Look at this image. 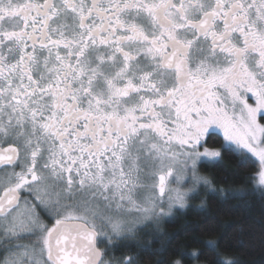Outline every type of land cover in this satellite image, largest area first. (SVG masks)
Masks as SVG:
<instances>
[{"label":"snow or ice","instance_id":"obj_1","mask_svg":"<svg viewBox=\"0 0 264 264\" xmlns=\"http://www.w3.org/2000/svg\"><path fill=\"white\" fill-rule=\"evenodd\" d=\"M202 188L264 196V0H0V264H139Z\"/></svg>","mask_w":264,"mask_h":264},{"label":"trees","instance_id":"obj_2","mask_svg":"<svg viewBox=\"0 0 264 264\" xmlns=\"http://www.w3.org/2000/svg\"><path fill=\"white\" fill-rule=\"evenodd\" d=\"M221 143V134L208 138V145L214 149L221 150ZM223 165H207L201 172L214 178L213 187L217 189L244 188L243 177L251 167L237 172L236 159L229 153H223ZM206 241L219 242V253L237 257L244 264H264V196L253 193L243 199L222 202L218 194L201 189L189 200L188 208L177 209L172 218H166L162 230L146 229L131 242L144 248L130 246L117 250L116 255L121 251L139 254V264H159L167 259H179L181 264H213L216 257L203 250ZM225 245L232 247L226 249ZM161 247L167 248V257L155 251ZM177 249L183 254H177Z\"/></svg>","mask_w":264,"mask_h":264},{"label":"rangeland","instance_id":"obj_3","mask_svg":"<svg viewBox=\"0 0 264 264\" xmlns=\"http://www.w3.org/2000/svg\"><path fill=\"white\" fill-rule=\"evenodd\" d=\"M222 135V134H221ZM203 189V188H202ZM201 192V189H200V191H199V193ZM197 196V195H196ZM194 198V197H193ZM166 220V218L165 219H163V220H161V222L159 223V225L158 226H152V227H150V228H148L150 231L152 230V231H155V232H157L158 230L160 231V230H162V226H163V223H164V221Z\"/></svg>","mask_w":264,"mask_h":264},{"label":"flooded vegetation","instance_id":"obj_4","mask_svg":"<svg viewBox=\"0 0 264 264\" xmlns=\"http://www.w3.org/2000/svg\"><path fill=\"white\" fill-rule=\"evenodd\" d=\"M206 147H208V148H210V149H214L213 147H211V146L208 145V142H207V144H206ZM215 150H218V149H215ZM219 150H220V149H219Z\"/></svg>","mask_w":264,"mask_h":264}]
</instances>
